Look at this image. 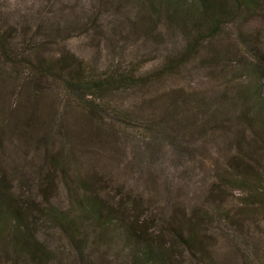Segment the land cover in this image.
<instances>
[{"label": "trees", "instance_id": "obj_1", "mask_svg": "<svg viewBox=\"0 0 264 264\" xmlns=\"http://www.w3.org/2000/svg\"><path fill=\"white\" fill-rule=\"evenodd\" d=\"M142 1L150 11H159L183 25L193 37L190 53L200 39L212 37L217 27L232 18L226 9L218 8L215 0ZM232 1L249 9L260 5L259 0ZM44 29L11 22L0 10V264H183L184 258L192 264H226L208 252L202 228L206 219L197 220L198 215L179 226L168 221L165 225L170 240L162 241L159 232H165L164 222L156 221L158 231L150 227L148 222L154 223L155 218L146 220L149 214L141 211L137 198L123 184H116L115 171L122 165V147L130 130L155 155L170 145L184 164L198 163L197 153L205 149L198 139L216 144L220 138L216 133L229 129L225 119L229 114L225 110L209 112L206 98L180 97L176 93L143 99L136 105L138 112L121 108L111 99L113 96L137 92L171 74L178 60L145 75L128 69L98 72L64 48L54 54L43 53L60 46L51 33V39L42 38L47 35ZM251 73L255 78L253 88L234 98L243 104V112L240 109L236 119L246 121L247 130L264 150V75L257 70ZM246 76L233 74L234 79ZM54 86L62 92L55 93ZM68 105L77 106L80 115L68 120ZM14 136L43 161L36 165V179L26 178L17 185L11 177L14 166L10 165L11 170L4 166L8 163L5 148ZM240 140L238 136L232 139L235 151ZM134 149L139 152V145ZM235 156L228 164L234 174L224 179L239 185L251 183L257 159L241 149ZM83 158L92 164L86 172ZM42 167L48 168L46 172ZM52 174L60 176L66 188L71 184L75 193L64 208L47 202L44 195ZM262 177L263 185L257 180L259 187H255L260 192L264 191ZM37 182L44 187L38 188L42 197L36 200L33 187ZM110 184L117 189L116 195L105 193L110 198L95 191L104 192ZM247 204L248 208L262 205L260 201ZM247 209L236 217L249 215ZM255 211L260 212V208ZM230 223L234 233L240 232L239 220L231 219ZM47 228L60 235L52 244L40 234ZM246 244L252 251L250 256L242 252L239 264H264V252L260 253L257 244L250 240ZM181 248L177 259L174 253Z\"/></svg>", "mask_w": 264, "mask_h": 264}, {"label": "rangeland", "instance_id": "obj_2", "mask_svg": "<svg viewBox=\"0 0 264 264\" xmlns=\"http://www.w3.org/2000/svg\"><path fill=\"white\" fill-rule=\"evenodd\" d=\"M215 1L218 8L226 9L220 8L231 13L232 18L217 27V33L212 37L205 41L200 39L191 53L193 37L188 35L183 25L159 11H150L142 0H0V10L16 24L44 27L47 35L42 38L53 37L60 43L59 47L48 48L43 53L54 54L58 48H64L81 59L84 66L98 72L128 69L137 71V75H145L158 72L169 61L178 60L179 64L171 74L155 79L151 85L137 92L131 90L113 96L111 99L121 108L138 112L136 107L143 99L176 93L180 97L206 98L209 112L225 110L229 114L225 115L229 129L225 133H216L220 136L216 144L198 139L205 148L197 153L198 163L187 161L184 164L177 159V153L170 145L162 154L155 155L141 142L139 135L130 130L122 147L123 162L115 171L114 178L116 184H123L126 191L137 198L141 211L149 214L146 220L155 218L154 223L148 222L151 228H157V220L164 222L165 232H159V235L163 234L162 241L170 240L169 227L165 225L168 221L179 226L198 215L197 220L200 217L206 219L202 228L205 229L203 236L208 252L224 259L226 264H239L242 252L250 256L252 249L246 244L249 240L257 244L260 253L264 252V191L255 189L259 187L257 180L263 185L264 150L258 139L247 130L246 121L236 119L240 109L243 112V104L234 101L237 94L253 88L255 78L251 71L257 70L264 75V0H259L260 5L256 9L232 0ZM156 19L160 22L156 23ZM50 33L53 35L51 38L48 36ZM181 57L184 58L182 62ZM235 73L247 76L234 79ZM53 91L61 93L62 89L54 86ZM70 106H67L68 120L80 115L77 106ZM236 136L241 140L235 151L232 139ZM136 144L139 152L133 150ZM239 149L248 150L251 158L262 162L259 166L258 163L253 164L256 169L250 176L251 183L243 185L224 179L234 174L228 164ZM5 151L8 163L4 166L8 170H11V164L14 166L11 177L16 185L26 178H37L36 165L43 161L34 149L22 146L14 136ZM83 164L84 172L90 170L92 164L89 159L83 158ZM125 166L130 169H124ZM46 169L42 167L44 172ZM53 175H50L46 184L49 188L44 195L48 197L47 202L64 208L75 193L71 184L67 183L66 188L62 178ZM109 186L104 192L97 188L95 191L110 198L105 193L116 195L117 189L111 187L115 184ZM39 187H44V184L37 182L33 187L36 200L42 197ZM258 201L262 205L247 207V203L256 204ZM259 208L260 212H254ZM243 209L249 210V215L236 217ZM231 219L241 222L240 232L234 233ZM40 234L42 238L46 236L51 244L60 238L59 233L51 228L43 229ZM182 251L181 248L174 253L177 259H180ZM184 260L183 264H192L188 258Z\"/></svg>", "mask_w": 264, "mask_h": 264}]
</instances>
